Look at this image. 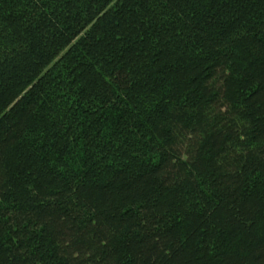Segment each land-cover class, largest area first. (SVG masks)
Instances as JSON below:
<instances>
[{
	"label": "trees",
	"instance_id": "1",
	"mask_svg": "<svg viewBox=\"0 0 264 264\" xmlns=\"http://www.w3.org/2000/svg\"><path fill=\"white\" fill-rule=\"evenodd\" d=\"M0 264H264V0H0Z\"/></svg>",
	"mask_w": 264,
	"mask_h": 264
},
{
	"label": "snow or ice",
	"instance_id": "2",
	"mask_svg": "<svg viewBox=\"0 0 264 264\" xmlns=\"http://www.w3.org/2000/svg\"><path fill=\"white\" fill-rule=\"evenodd\" d=\"M241 139H243V137Z\"/></svg>",
	"mask_w": 264,
	"mask_h": 264
}]
</instances>
